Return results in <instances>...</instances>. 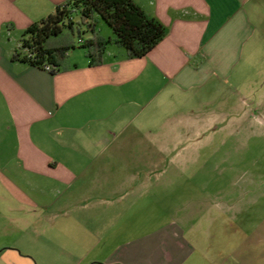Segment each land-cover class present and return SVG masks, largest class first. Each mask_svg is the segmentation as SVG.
<instances>
[{"label": "crops", "instance_id": "1", "mask_svg": "<svg viewBox=\"0 0 264 264\" xmlns=\"http://www.w3.org/2000/svg\"><path fill=\"white\" fill-rule=\"evenodd\" d=\"M71 1L0 0V218L30 226L58 207L88 224L75 264H264L250 258L256 240L226 254L216 238L256 183L227 198L199 179L224 164L220 147L205 151L238 136L243 109L264 97L250 79L264 75V0H133L167 29L145 57L108 33L99 66L85 54L50 70L16 59L24 32Z\"/></svg>", "mask_w": 264, "mask_h": 264}, {"label": "rangeland", "instance_id": "2", "mask_svg": "<svg viewBox=\"0 0 264 264\" xmlns=\"http://www.w3.org/2000/svg\"><path fill=\"white\" fill-rule=\"evenodd\" d=\"M75 21L77 24L80 23L78 16L75 17ZM79 28L80 26L76 25L73 32L66 30L62 36L54 40L59 45H74V48L71 47L68 50L65 63L70 57H81L82 54L87 56L88 51L80 44V39L84 41L90 39L91 33L82 27L79 35ZM99 31L105 38H108V33H113V30L103 20L99 22ZM250 79L257 83L256 94L258 97H262L264 95V75L256 74ZM239 92L242 99L248 98L249 91L247 89L242 87ZM212 110L216 109L214 107L205 109V111ZM243 115L247 120L241 125V132L238 136L230 139L229 133H225L226 146H222L220 139L214 142L212 148L205 151L209 154L214 147H220V154L214 158V162L220 160L222 163L224 160V164L220 166L219 170L217 169L218 164L213 165L214 168L211 167L208 171L199 174V179L213 185L210 192L222 191L227 198L233 197L234 193L241 190L244 183H256L255 187L243 188L242 191L246 192L244 204L241 205L239 212L232 211L227 215L225 219V224L228 225L227 229L220 232L216 238L217 240L220 238L224 244L226 254H229L231 249L240 246L244 251L247 245L252 244L249 240H256L254 244H258L257 253L255 257L250 258L264 261V97L257 108L243 109ZM186 176L187 174L180 175L178 181H184L187 179ZM215 185H218L219 188L214 189ZM172 191L179 192L175 200L172 197V204L177 209L183 210L185 205L180 203L184 199L180 195L181 190L175 188ZM167 195L169 196V194ZM216 196L212 195L211 197L218 198ZM168 206L170 207L164 202L161 204L162 209H166ZM151 209L146 216L149 227L158 222L154 218L160 213L157 206ZM59 212L61 211L57 207L46 214L52 219L40 216L41 218L32 220L33 224L30 226L25 225V221L15 223L0 218V264H75L84 258L91 245L90 239L93 240V237H90L91 230L88 224L85 225L77 220H63V217H54ZM71 218H74V215H71ZM63 223H66L67 229L70 230L64 236L59 235V229H56L60 228L58 225ZM229 231H236V235L232 236L233 233ZM80 247L83 250H77ZM246 258L249 259V257Z\"/></svg>", "mask_w": 264, "mask_h": 264}, {"label": "trees", "instance_id": "3", "mask_svg": "<svg viewBox=\"0 0 264 264\" xmlns=\"http://www.w3.org/2000/svg\"><path fill=\"white\" fill-rule=\"evenodd\" d=\"M76 16L80 19L79 24L75 21ZM100 20L113 30L115 44L126 50L129 59L145 57L167 36L165 26L133 0H72L24 32L22 46L15 58L39 68L62 67L68 50L74 45H59L54 40L66 30L73 32L78 25L79 35L82 27L91 33V38L80 39V44L87 49L91 64L99 66L111 43L99 34Z\"/></svg>", "mask_w": 264, "mask_h": 264}, {"label": "built area", "instance_id": "4", "mask_svg": "<svg viewBox=\"0 0 264 264\" xmlns=\"http://www.w3.org/2000/svg\"><path fill=\"white\" fill-rule=\"evenodd\" d=\"M46 69L50 70V69H51V67H49V66H48Z\"/></svg>", "mask_w": 264, "mask_h": 264}]
</instances>
